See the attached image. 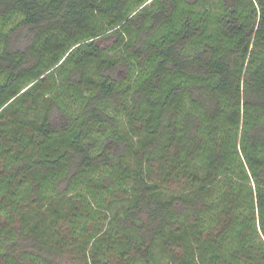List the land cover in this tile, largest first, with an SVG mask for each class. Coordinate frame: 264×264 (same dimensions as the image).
I'll use <instances>...</instances> for the list:
<instances>
[{"label": "trees", "instance_id": "16d2710c", "mask_svg": "<svg viewBox=\"0 0 264 264\" xmlns=\"http://www.w3.org/2000/svg\"><path fill=\"white\" fill-rule=\"evenodd\" d=\"M0 264H264V0H0Z\"/></svg>", "mask_w": 264, "mask_h": 264}]
</instances>
